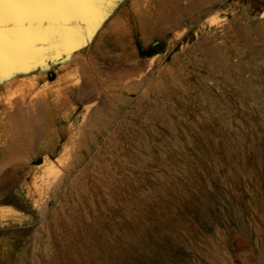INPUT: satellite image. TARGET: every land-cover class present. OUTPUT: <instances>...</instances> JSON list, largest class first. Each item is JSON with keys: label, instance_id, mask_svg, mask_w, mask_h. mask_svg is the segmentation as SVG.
<instances>
[{"label": "rangeland", "instance_id": "rangeland-1", "mask_svg": "<svg viewBox=\"0 0 264 264\" xmlns=\"http://www.w3.org/2000/svg\"><path fill=\"white\" fill-rule=\"evenodd\" d=\"M0 264H264V0H120L0 78Z\"/></svg>", "mask_w": 264, "mask_h": 264}, {"label": "water", "instance_id": "water-1", "mask_svg": "<svg viewBox=\"0 0 264 264\" xmlns=\"http://www.w3.org/2000/svg\"><path fill=\"white\" fill-rule=\"evenodd\" d=\"M120 0H0V78L85 48Z\"/></svg>", "mask_w": 264, "mask_h": 264}, {"label": "bare ground", "instance_id": "bare-ground-1", "mask_svg": "<svg viewBox=\"0 0 264 264\" xmlns=\"http://www.w3.org/2000/svg\"><path fill=\"white\" fill-rule=\"evenodd\" d=\"M255 145V144H254Z\"/></svg>", "mask_w": 264, "mask_h": 264}]
</instances>
